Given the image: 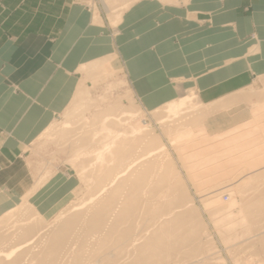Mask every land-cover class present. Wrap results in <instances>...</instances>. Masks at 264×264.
Masks as SVG:
<instances>
[{"label": "rangeland", "instance_id": "obj_1", "mask_svg": "<svg viewBox=\"0 0 264 264\" xmlns=\"http://www.w3.org/2000/svg\"><path fill=\"white\" fill-rule=\"evenodd\" d=\"M137 1L75 4L115 40ZM253 38L248 57L230 52L190 80L142 84L114 58L66 71L78 80L63 112L5 162L17 177L0 179V264H264ZM222 71L227 81L202 82ZM146 87L160 88L158 107Z\"/></svg>", "mask_w": 264, "mask_h": 264}, {"label": "crops", "instance_id": "obj_2", "mask_svg": "<svg viewBox=\"0 0 264 264\" xmlns=\"http://www.w3.org/2000/svg\"><path fill=\"white\" fill-rule=\"evenodd\" d=\"M75 1L0 2V179L17 177L14 170L3 171L5 162L15 160L20 147L63 112L70 82L76 80L67 72L103 58L130 66L134 75L140 73L142 84L187 75L190 80L199 65H228L230 52L239 57L248 49L243 54L248 57L245 44L252 35L256 54L249 63L256 70V115L264 114V0H138L123 15L118 29L122 35L115 40L103 36L109 28ZM250 4L248 15L243 11ZM200 50L207 52L203 63L198 62ZM227 76L222 71L202 82H223ZM146 88L142 92L147 90L148 104L158 107L160 88L156 87V96H149L150 87ZM256 141L264 146V133ZM53 203L50 198L45 206Z\"/></svg>", "mask_w": 264, "mask_h": 264}, {"label": "bare ground", "instance_id": "obj_3", "mask_svg": "<svg viewBox=\"0 0 264 264\" xmlns=\"http://www.w3.org/2000/svg\"><path fill=\"white\" fill-rule=\"evenodd\" d=\"M183 103H181V104H172V105H170V107H169V111H171V112H173V113H175V112H177V110H178V108L182 105Z\"/></svg>", "mask_w": 264, "mask_h": 264}]
</instances>
